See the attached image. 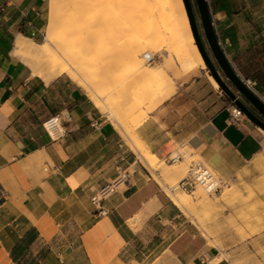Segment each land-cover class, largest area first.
<instances>
[{"label": "crops", "instance_id": "obj_1", "mask_svg": "<svg viewBox=\"0 0 264 264\" xmlns=\"http://www.w3.org/2000/svg\"><path fill=\"white\" fill-rule=\"evenodd\" d=\"M207 2L228 62L264 99V0ZM41 3L0 0V264H210L211 246L186 241L199 236L125 132L67 79L46 84L13 57L21 19ZM211 77L198 68L136 129L152 155L167 161L188 147L233 171L261 153L262 129L231 122L233 100ZM55 115L66 131L58 141L44 126ZM107 186L103 214L92 197Z\"/></svg>", "mask_w": 264, "mask_h": 264}, {"label": "bare ground", "instance_id": "obj_2", "mask_svg": "<svg viewBox=\"0 0 264 264\" xmlns=\"http://www.w3.org/2000/svg\"><path fill=\"white\" fill-rule=\"evenodd\" d=\"M47 7L44 41L36 43L17 35L13 57L25 63L32 75L46 84L62 75L69 77L101 112L110 111L114 125L123 131L130 123L120 119L109 100L122 96L124 90L111 89L144 65L141 55L152 49L150 37L155 35L163 43L170 42V52L176 53L185 74L206 67L194 44L182 0H48ZM211 81L215 87L219 86L212 77ZM131 102L135 104L137 99ZM137 142L145 165L159 182L162 176L156 175L160 169L155 164L158 158L145 144L138 139ZM175 172L178 171L169 168L166 174ZM176 185L166 190L167 196L189 215V196L184 191L174 193ZM202 188L207 191L206 187ZM186 241L197 243L199 237L186 234Z\"/></svg>", "mask_w": 264, "mask_h": 264}, {"label": "rangeland", "instance_id": "obj_3", "mask_svg": "<svg viewBox=\"0 0 264 264\" xmlns=\"http://www.w3.org/2000/svg\"><path fill=\"white\" fill-rule=\"evenodd\" d=\"M182 2L184 4L183 0ZM191 2L198 31L211 53L197 0H191ZM47 4L48 0H42V7L38 11L39 15L35 14L34 16V24H40L41 28L36 29L34 24H30L23 27V29L21 28L20 35L26 36L36 43L44 41L48 25ZM188 23L190 26L189 18ZM23 31H26L30 36L24 34ZM149 39L152 49L141 55L144 65L132 72L131 76L123 83L112 88L111 90L121 88L124 93L120 97L109 100L111 108L118 113L120 119L130 123L129 127L124 129V132L127 133H125L126 137L138 148L136 129L144 123L149 113L161 101L172 95L182 82L189 80L191 75V73L185 74L181 64L177 62L176 53L170 52V42L167 44L163 43L155 35ZM194 44L196 45L195 39ZM147 54H149L148 57ZM215 64L218 71L224 76L216 61ZM206 69L209 71L207 66ZM209 74L211 76L210 71ZM62 77L77 87L90 104L113 123L110 111L101 112L81 87L66 75H62ZM257 92L262 96V93L258 90ZM133 98L137 99L135 104L131 102ZM262 131L264 135V130ZM261 141L263 142L261 153L250 163L237 166V169L233 171L217 170L210 167L198 154L188 147L174 150L171 158L181 155L183 157L181 161L156 160L155 164L160 168L157 172L162 176L159 183L165 192L172 184H178L188 174L193 163L202 162L214 174L218 183L216 192H208L202 186H198L193 194H188L191 201L189 215H186L174 204L180 211L183 221L186 222L185 226L190 224L193 232L199 236V243H208L211 246L213 251L208 256L210 264L218 262H226L227 264H263L264 136ZM148 151L150 152L149 149ZM169 168H174L178 172L167 175L166 172ZM180 169H183V171L180 172ZM173 192L183 194V191L177 185Z\"/></svg>", "mask_w": 264, "mask_h": 264}, {"label": "water", "instance_id": "obj_4", "mask_svg": "<svg viewBox=\"0 0 264 264\" xmlns=\"http://www.w3.org/2000/svg\"><path fill=\"white\" fill-rule=\"evenodd\" d=\"M183 1L196 46L206 66L208 67L211 76L218 83L219 87L233 101H235L236 105L245 114L247 119L260 129L264 130V101H262V99H260L246 86L245 81L238 76L236 71L228 62L214 30L207 0H197V4L205 30V36L212 54L207 49L198 31L191 0ZM214 60L217 62L224 76H222L218 71ZM231 85L235 87L236 93L231 89ZM238 96L241 99H239Z\"/></svg>", "mask_w": 264, "mask_h": 264}, {"label": "built area", "instance_id": "obj_5", "mask_svg": "<svg viewBox=\"0 0 264 264\" xmlns=\"http://www.w3.org/2000/svg\"><path fill=\"white\" fill-rule=\"evenodd\" d=\"M26 16L27 15H25V17ZM245 83L246 86L253 93H255L260 99H262V101H264V99L260 97V95L256 90L255 82L251 80H246ZM238 98L241 99L239 96ZM246 118L247 117L245 116V114L236 105L235 101H233V107L231 110V122L237 125L240 124L242 120ZM44 126L47 133L54 141L61 140L66 136V131L63 127L61 117L58 115L50 117L44 123ZM182 159L183 157L181 155H176L172 157L170 160H172L173 162H178L181 161ZM127 178H128L127 175L123 176L118 182H123ZM198 186L206 187L208 192H216L218 189V183L215 179L214 174L202 162L193 163V165L190 167L188 171V174L178 183V187L187 194H193ZM112 188L113 187H109V186L104 187L99 191L97 195L92 197V203L96 207H99L100 212L103 214H106V211L101 208V203L103 199L106 198L112 192Z\"/></svg>", "mask_w": 264, "mask_h": 264}, {"label": "trees", "instance_id": "obj_6", "mask_svg": "<svg viewBox=\"0 0 264 264\" xmlns=\"http://www.w3.org/2000/svg\"><path fill=\"white\" fill-rule=\"evenodd\" d=\"M34 14H33V12L32 11H30L29 12V14L26 16V17H24L23 19H21V28L23 29V27H26V26H28L29 24H34V21H35V18H34ZM34 26H36V29L38 28V29H40L41 27H40V24H34ZM20 28V30H22ZM23 33L24 34H26V35H28V36H30L26 31H23Z\"/></svg>", "mask_w": 264, "mask_h": 264}]
</instances>
